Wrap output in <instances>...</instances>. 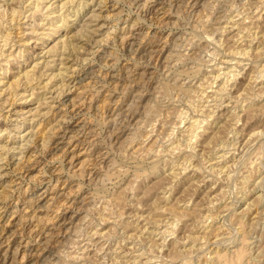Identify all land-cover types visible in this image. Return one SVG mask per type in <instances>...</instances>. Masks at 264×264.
I'll return each mask as SVG.
<instances>
[{
	"label": "rangeland",
	"instance_id": "obj_1",
	"mask_svg": "<svg viewBox=\"0 0 264 264\" xmlns=\"http://www.w3.org/2000/svg\"><path fill=\"white\" fill-rule=\"evenodd\" d=\"M0 5V264H264V0Z\"/></svg>",
	"mask_w": 264,
	"mask_h": 264
},
{
	"label": "bare ground",
	"instance_id": "obj_2",
	"mask_svg": "<svg viewBox=\"0 0 264 264\" xmlns=\"http://www.w3.org/2000/svg\"><path fill=\"white\" fill-rule=\"evenodd\" d=\"M9 1H12V0H9ZM39 1V0H38ZM40 3V2H39ZM8 4H9V2H8ZM38 5V4H37ZM36 7V6H35ZM0 8H2L1 10V12L3 13H0V28H6L7 26H9L10 24L9 23H11L12 21H13V15H15V14H12L13 13V9H12V7H11V11H10V15L9 16H11V17H9L8 16V14H6L5 13V6L4 5H0ZM4 8V9H3ZM6 17H9L8 18V20L6 19ZM63 20V19H62ZM1 30H3V29H1ZM1 30H0V33H1ZM225 31V30H224ZM7 33V32H6ZM8 34V33H7ZM222 34V33H221ZM9 36V35H8ZM6 38V39H5ZM8 39V37H7V35L5 36V35H3L2 36V42H3V45H2V47H0V51H2V48L3 47H5L6 45H7V40ZM11 39V38H10ZM0 55H1V52H0ZM238 64V63H237ZM236 79V78H235ZM261 89V88H260ZM220 90V89H219ZM221 91V90H220ZM223 91V90H222ZM222 93V92H221ZM224 93V92H223ZM240 94V93H239ZM191 123V122H190ZM195 125H196V123H195ZM191 127H192V129H193V124H191ZM190 127V128H191ZM196 127V126H195ZM195 129V128H194ZM190 131H194V130H190ZM196 131V130H195ZM191 134V133H190ZM193 135V134H192ZM190 137H192V138H194L193 136H190ZM174 228V227H173Z\"/></svg>",
	"mask_w": 264,
	"mask_h": 264
}]
</instances>
